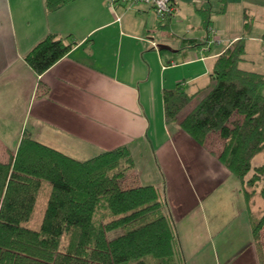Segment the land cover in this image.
Segmentation results:
<instances>
[{
    "label": "crops",
    "instance_id": "1",
    "mask_svg": "<svg viewBox=\"0 0 264 264\" xmlns=\"http://www.w3.org/2000/svg\"><path fill=\"white\" fill-rule=\"evenodd\" d=\"M224 2V11L216 13V0H173L175 11L159 17L134 0H70L51 12L44 11L43 0H0V158L13 153L25 130L78 161L125 145L133 173L138 159L152 157L167 176L166 189H180L179 175L195 173L200 153L183 131L165 125L161 92L180 84L192 95L209 85L215 59L241 37L244 15L251 26L240 67L264 74V0ZM199 8L211 11L206 25ZM48 34L71 47L35 74L22 55ZM189 39L204 44L191 48ZM156 43L172 51L156 50ZM204 158L218 168L213 157ZM210 186L195 187L187 200L196 210L190 217L163 197L187 264L220 232L206 228L199 211ZM239 264H254L252 254Z\"/></svg>",
    "mask_w": 264,
    "mask_h": 264
},
{
    "label": "trees",
    "instance_id": "2",
    "mask_svg": "<svg viewBox=\"0 0 264 264\" xmlns=\"http://www.w3.org/2000/svg\"><path fill=\"white\" fill-rule=\"evenodd\" d=\"M69 1L43 0V8L51 12ZM216 1V13H222L225 0ZM210 13L197 10L203 25ZM243 25L241 37L215 59L209 85L192 95L180 84L161 92L162 118L167 126L176 123L240 181L253 245H262L264 209L251 207L254 198L264 202V74L240 67L251 26L247 15ZM186 41L191 48L204 44ZM70 47L48 34L22 59L41 74ZM211 137L217 138L215 148L209 147ZM5 157L0 159V264H187L164 198L154 185L137 184L127 146L78 161L25 130ZM255 157L263 162L253 166ZM44 186L40 217L30 225Z\"/></svg>",
    "mask_w": 264,
    "mask_h": 264
},
{
    "label": "rangeland",
    "instance_id": "3",
    "mask_svg": "<svg viewBox=\"0 0 264 264\" xmlns=\"http://www.w3.org/2000/svg\"><path fill=\"white\" fill-rule=\"evenodd\" d=\"M213 3L216 5L215 2ZM171 125L177 127L176 123H172ZM210 141L211 143L209 144V147L215 148L217 145V138L211 137ZM197 147L200 153L198 159L200 161L199 166H197L195 173L188 174V178H185L184 175H179V181L177 183L182 185H179V187L181 186L180 189L174 188V191H171L170 188L166 189L164 180L167 182V176L160 173L155 163H153L152 157L149 161L138 159L135 163L136 167L133 174L137 177H134L137 184L150 183L154 185L159 192V196H161V198L164 197L166 203H170L171 206L182 208V213L188 214V217L196 212V210L193 212L189 210L190 204H187L189 202L187 200H191L192 198V192L194 193L195 187H197V190L199 191V187L211 185L206 191L207 195L202 199V206L201 210L199 208V211L203 212L204 217L206 218V228L214 229L215 227L216 229H219L220 232L217 233V238L214 237L215 242L213 241L212 247L209 248L210 245H208L204 251H201L198 254L196 252L193 258L194 264H239L240 258H244L245 255L249 256V254H252L254 264H257L258 262L264 264V229H262L261 232L262 245L255 244L252 245L251 248L250 242L252 237L247 230L249 227V217L247 215L246 205L243 203L242 194L239 193L240 181H238L230 171H227L221 163L216 160V157L209 153L208 149L198 145ZM206 156L213 157V160L218 163V168L209 166L208 161L205 162L206 158L204 157ZM255 158L256 159H254L252 163L253 166H257L259 163L263 162L261 157ZM0 159L4 161L6 157ZM44 191H46L45 186L42 191L39 192V198L37 199L38 202L35 206V215L30 221V225H36V219L37 217H40L37 212L41 204V199L44 197V195H42V192ZM262 202L263 201L260 198H254V204L251 207V211L257 212V210L264 209V202ZM196 223L200 225L199 219L196 220ZM119 232L121 231L119 230L114 233H108L107 237L119 234ZM246 235H250L251 238H247ZM247 240L249 241V244L247 243ZM149 260L150 258H147V261ZM187 260H189V258ZM189 263L192 264L191 262Z\"/></svg>",
    "mask_w": 264,
    "mask_h": 264
},
{
    "label": "built area",
    "instance_id": "4",
    "mask_svg": "<svg viewBox=\"0 0 264 264\" xmlns=\"http://www.w3.org/2000/svg\"><path fill=\"white\" fill-rule=\"evenodd\" d=\"M134 1L148 5L153 9V12L159 17L165 16V14H170L173 11H175V6L173 5L171 0H134Z\"/></svg>",
    "mask_w": 264,
    "mask_h": 264
},
{
    "label": "water",
    "instance_id": "5",
    "mask_svg": "<svg viewBox=\"0 0 264 264\" xmlns=\"http://www.w3.org/2000/svg\"><path fill=\"white\" fill-rule=\"evenodd\" d=\"M155 48H156V50H159V51L160 50L161 51H172L170 47H168L167 45L165 46V45H163L161 43H156L155 44Z\"/></svg>",
    "mask_w": 264,
    "mask_h": 264
}]
</instances>
